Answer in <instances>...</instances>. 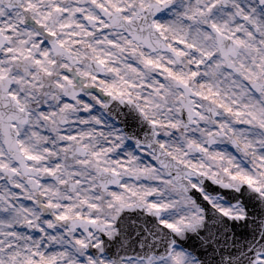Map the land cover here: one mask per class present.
Here are the masks:
<instances>
[{
  "label": "snow or ice",
  "instance_id": "1",
  "mask_svg": "<svg viewBox=\"0 0 264 264\" xmlns=\"http://www.w3.org/2000/svg\"><path fill=\"white\" fill-rule=\"evenodd\" d=\"M0 264H264V0H0Z\"/></svg>",
  "mask_w": 264,
  "mask_h": 264
}]
</instances>
